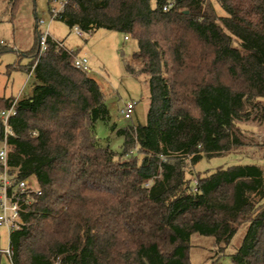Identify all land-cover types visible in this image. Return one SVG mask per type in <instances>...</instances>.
<instances>
[{
    "label": "trees",
    "instance_id": "1",
    "mask_svg": "<svg viewBox=\"0 0 264 264\" xmlns=\"http://www.w3.org/2000/svg\"><path fill=\"white\" fill-rule=\"evenodd\" d=\"M7 1L14 13L22 0ZM217 1L225 15L212 0H67L56 19L70 28L137 40L125 69L147 77L150 103L145 124L111 126L121 152L97 144L96 123L110 124L98 81L51 37L39 54L36 26V84L6 142L10 173L39 192L21 202L12 264H193L195 235L220 257L242 227L233 262L264 264V168L195 171L243 144L240 122L264 119V0ZM15 100L0 97L2 141Z\"/></svg>",
    "mask_w": 264,
    "mask_h": 264
},
{
    "label": "rangeland",
    "instance_id": "2",
    "mask_svg": "<svg viewBox=\"0 0 264 264\" xmlns=\"http://www.w3.org/2000/svg\"><path fill=\"white\" fill-rule=\"evenodd\" d=\"M212 4L218 16L225 15L217 0ZM61 7V0H22L15 12L7 0H0V97H13L16 100L28 96L36 82L31 68L30 52L36 43V26L41 33L48 32L54 39L64 41L69 49H75L90 60L89 75L95 78L104 93L106 104L110 109V124L98 121L95 126L97 144L109 146L115 152H121L124 138L118 129L130 124H145L150 103V92L145 75L134 76L125 69V61L137 50V40L125 34L98 28L92 32L79 35L75 28H70L62 20L52 17L51 8ZM128 101L136 102L131 118H125L121 109ZM260 112V111H259ZM243 144L232 150L231 154L206 158L196 166L195 171L204 173L219 166L233 164H256L264 168V119H252L240 122ZM0 139V150L4 148ZM194 171V169H193ZM195 175V174H194ZM190 175V177H194ZM30 186L38 188L34 176L29 178ZM246 227H242L226 248L224 255L215 254L212 237L195 235L197 244L191 252L193 264H235L231 254L241 244ZM9 247V230L0 225V249ZM0 264H12L6 253H0Z\"/></svg>",
    "mask_w": 264,
    "mask_h": 264
},
{
    "label": "built area",
    "instance_id": "3",
    "mask_svg": "<svg viewBox=\"0 0 264 264\" xmlns=\"http://www.w3.org/2000/svg\"><path fill=\"white\" fill-rule=\"evenodd\" d=\"M67 3V0H61V7L51 8V13L53 18H57L64 11V7ZM173 2H169L164 5V10L172 7ZM76 32L79 35H83V31L79 27H74ZM48 37H51L48 32L41 33V46L39 54H42L48 47L47 40ZM127 38V37H126ZM54 40V39H53ZM58 46L65 48L70 54L73 55V62L76 68L88 71L90 70V60L86 55L81 54L75 49H69L66 47L64 41L54 40ZM16 101L11 105L8 110L2 111L1 118L4 122V148L0 150V160L3 165L2 170L0 171V225H4L8 228L9 234L15 229H19L22 225L21 218V202L24 198L28 197L31 193L39 192V188L34 189L30 186L29 178L27 179H18L16 175L10 173V169L7 164L8 158V146H7V136L11 134L12 131L8 126V119L11 115L16 113ZM136 102L128 101L124 104L121 109V113L125 118H131L132 114L135 111ZM0 253H6L11 259L13 254V248L10 245L8 249H0ZM53 264H62L61 258L57 257Z\"/></svg>",
    "mask_w": 264,
    "mask_h": 264
},
{
    "label": "crops",
    "instance_id": "4",
    "mask_svg": "<svg viewBox=\"0 0 264 264\" xmlns=\"http://www.w3.org/2000/svg\"><path fill=\"white\" fill-rule=\"evenodd\" d=\"M51 38H52V37H51ZM52 39H54V38H52ZM54 40H57V39H54ZM34 84H36V82H35ZM33 86H34V85H33ZM32 89H33V87H32ZM29 95H30V94H29ZM24 97H26V96H24ZM24 97H23V98H24ZM19 99H22V98H19ZM19 99H18V100H19Z\"/></svg>",
    "mask_w": 264,
    "mask_h": 264
}]
</instances>
